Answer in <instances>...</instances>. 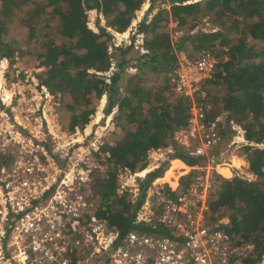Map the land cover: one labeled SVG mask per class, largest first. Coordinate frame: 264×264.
I'll return each instance as SVG.
<instances>
[{
    "label": "trees",
    "instance_id": "1",
    "mask_svg": "<svg viewBox=\"0 0 264 264\" xmlns=\"http://www.w3.org/2000/svg\"><path fill=\"white\" fill-rule=\"evenodd\" d=\"M145 1L0 0V57L10 55L3 36L14 22L24 30L27 48L14 43L22 55L40 47L36 54L41 68L36 74L38 85L71 100L64 107L73 118L71 128L89 120L103 95L104 116L116 107L113 119L118 139L106 141L93 151L96 160L106 166L92 173L87 194L96 215L121 235L131 229L149 231L134 222L135 216L147 190L162 177L172 159H180L187 166L202 167L206 162L205 157L186 155L173 138L175 132L186 127L194 99L211 103L207 118L223 114L227 121L240 124L250 143L236 154L245 157L255 179L235 174L225 178L211 171L213 186L208 189L207 221L217 223L238 245L253 244L250 255L240 264H259L264 252V0H147L148 7L136 23V32L130 35V44H108L112 34L100 24L101 18L113 31L124 32ZM155 8L157 11L148 21L147 15ZM205 18L215 27H197ZM170 22H175V30L181 32L175 41L168 27ZM55 33L61 38L59 43L51 38ZM137 33L143 34L145 53L134 48ZM248 37L260 44H250ZM206 51L212 52L218 62L214 76L200 83L205 97L198 92L192 98L174 92L170 76L180 56L192 60ZM110 59L115 70L106 77L103 73ZM130 68L135 71L129 72ZM8 94L1 71L0 95L5 99ZM168 147L172 149L165 159L139 178L135 197L125 190L119 192L118 169L143 170L150 152ZM216 151L217 147L212 154ZM176 163L180 165L172 163L171 174L166 171L163 177L165 181L173 175ZM194 173L182 175L176 191L164 184L163 195L174 197ZM162 205L159 201L157 213L162 211ZM224 217L225 223L221 221Z\"/></svg>",
    "mask_w": 264,
    "mask_h": 264
},
{
    "label": "built area",
    "instance_id": "2",
    "mask_svg": "<svg viewBox=\"0 0 264 264\" xmlns=\"http://www.w3.org/2000/svg\"><path fill=\"white\" fill-rule=\"evenodd\" d=\"M116 34L119 43L130 44L128 35ZM134 47L147 52L142 33L137 34ZM217 62L210 51L192 60L182 58L170 76L174 92L191 98L198 92L205 97L200 83L214 76ZM114 70L110 59L103 74L108 77ZM209 108L207 100L194 99L186 127L174 134L186 155L208 157L222 143L225 129L230 131V151L250 143L234 120L222 115L207 118ZM16 128L0 119V264H240L250 255L253 244L238 245L217 223L207 221L208 189L213 186L209 165L206 169L205 165L190 166L200 172L174 197L163 195L167 183L157 178L134 221L149 231L131 229L121 235L96 215L87 194L92 155L77 146L74 138L60 141L54 133L46 148L42 136L29 137ZM160 152H150L149 160H158ZM150 163L137 172L118 169L119 192L135 197L137 180L150 170ZM167 185L172 191L178 188ZM157 201L163 202L160 213ZM259 264H264V252Z\"/></svg>",
    "mask_w": 264,
    "mask_h": 264
},
{
    "label": "rangeland",
    "instance_id": "3",
    "mask_svg": "<svg viewBox=\"0 0 264 264\" xmlns=\"http://www.w3.org/2000/svg\"><path fill=\"white\" fill-rule=\"evenodd\" d=\"M145 3L148 4V1L146 0L145 2H143L140 8L135 11V23L143 17L146 11V8H144ZM166 8H168V5ZM156 11L157 9L155 8L147 15L148 21L152 18ZM93 18L94 17L92 16V19ZM133 22L134 21L132 20L130 26ZM100 24L106 27L107 30H109L112 34V39L109 40L108 44H110L111 42L119 44L118 41H120V36H118L116 32L113 31L109 26H106L104 19L101 18ZM134 27H132L133 30ZM168 27L172 35V39L175 41L179 37L181 32L180 30H175V22H170L168 24ZM197 27L209 29L214 28L215 25H212L211 22H209L208 19L205 18L200 24H198ZM197 27H195L194 29H197ZM51 38L56 43H59L61 39L60 37L56 36V33L55 35H52ZM3 39L8 43L7 46L9 50L7 52H9L10 55L8 58L4 57L3 55L0 57V70L3 72L4 82L7 90L9 91V94L5 99L0 95V114L3 115L0 118L1 121L12 123L14 128H16L15 126H18V128L16 129L19 130L23 135L27 136V134H29V137L35 134L42 136V138L46 140V148H48L47 146H49L50 144L49 135H54V133H56L60 137V141L65 140L64 138H74L78 141L76 143L77 146L80 144V147H82L90 155H92V161L94 164L92 173H94L95 171L103 170L106 165L96 160V157L93 155V151L98 150L101 145H104L106 143V141H108L109 143H113L114 141H116V139H118L117 130L115 128L113 119L114 115L116 114V107L113 108L112 112L109 115L104 116L102 110L105 105L106 98L103 95L97 102L96 106L93 107V113L89 116V120L83 124H75L74 128H71L73 118L69 111L64 110V107L67 104L71 103V100L68 99L67 96H63L60 93L52 94L48 92L43 86L38 85L39 80L36 74L41 71V68L39 65L40 60L36 57V54L40 52V47L36 46L35 48L28 49L26 50V54L22 55L21 51L18 47L15 46L14 43L21 44L24 49L27 48V46L25 45L26 43L24 38V30L20 27H16L14 22L9 24L7 31L3 36ZM125 40H127V38ZM247 42H249L250 44L254 43L256 45L260 44L259 40L252 39L251 37H248ZM32 49H34V52L30 51ZM182 57L185 56L182 54L180 58ZM207 102L210 106L209 109H211V103L208 100ZM220 115H222V118L225 119V115ZM39 131H41V134H39ZM229 135L230 132L228 131V129H225L222 133V143L219 145V148L217 147L216 154L211 153L210 155H208V157H205L207 159L204 163L205 169L208 165L210 167L214 165V162L211 161L212 155H217V158L221 157L222 160L230 164L231 161L229 159L231 155L236 154L238 150H241L240 148L242 146L238 149H235L233 152L228 149L227 143L229 140ZM227 137L228 140L225 142L224 138ZM31 139L34 141L33 138ZM175 144L179 149L183 148L181 144ZM82 148L80 149L82 150ZM171 149V147L161 149V156L156 161L150 158V169L152 165L158 166L159 163L165 159ZM238 156H241L244 159V164H242L240 169L234 168L232 170V176L235 174L248 180L255 179V176L247 169V161L245 157L243 155ZM224 161L221 162L223 163ZM172 163L175 164V161ZM228 166L229 165H227L226 167ZM168 169L166 171L168 175H170L172 167ZM184 171H187V173L191 171H195V173L200 172L199 170L190 169L183 170V172ZM178 174L179 172L175 174L176 178L172 177L170 180L176 182ZM194 174L189 179V181L192 180ZM210 178L213 179L211 176ZM158 181L161 182V179H158ZM172 181H168L165 183L169 184L172 188H176L179 184L178 181L176 184L173 182L174 185L172 184ZM221 221L225 223L227 222V218L224 217L221 219Z\"/></svg>",
    "mask_w": 264,
    "mask_h": 264
},
{
    "label": "crops",
    "instance_id": "4",
    "mask_svg": "<svg viewBox=\"0 0 264 264\" xmlns=\"http://www.w3.org/2000/svg\"><path fill=\"white\" fill-rule=\"evenodd\" d=\"M147 7H148V4H147ZM147 7H146V9H147ZM133 21H134V22L132 23V27L135 26L136 23H137V22L135 23V19H133ZM218 148H219V147H218ZM218 157H219V156H218ZM215 159H216L217 162H215ZM229 160L231 161V163H230V164L228 163L227 165H229V166L226 167L227 165L222 164L221 161H224V160H222L221 157H220V158H217V156L215 157L214 155H212V156H211V161L214 162V163H213L214 165L212 166V170L215 171L216 173H218L219 175L225 177V178H229V177H231V176H232V170H233L234 168L240 169L241 166H242V164H244V159H243L241 156H238V155H236V154H232ZM233 160H236V161L240 162L239 165H232ZM174 161L179 162V164H181V166L178 165V163H176L177 165H176L175 169L173 170V175H172L169 179H167V181H165V180L163 179V177H164L163 175H164L165 172H166V170H165V172L163 173L162 177H159V178H158V179H161V182H163V183H164V182H168V181L171 182L172 180H170V179H171L172 177H173V178H176V177H175V176H176L175 174L179 172V174H178V176H177V180H176V182L174 181V183L176 184L177 181H178V178H179L180 176H182V175H185V174L187 173V171H184V172H183V170H189V166H187L182 160L177 159V158L172 159V160L169 162V167H168V168L172 167V162H174ZM223 163H224V162H223ZM225 163H227V162L225 161ZM154 166H156V165H152L151 169L154 168ZM233 166H234V167H233ZM177 170H178V171H177ZM220 170H223V171H222L223 173H221ZM182 172H183V173H182ZM162 180H164V181H162ZM159 181H160V180H159ZM172 182H173V181H172Z\"/></svg>",
    "mask_w": 264,
    "mask_h": 264
},
{
    "label": "clouds",
    "instance_id": "5",
    "mask_svg": "<svg viewBox=\"0 0 264 264\" xmlns=\"http://www.w3.org/2000/svg\"><path fill=\"white\" fill-rule=\"evenodd\" d=\"M134 27V26H133ZM136 32V25H135V27H134V30H133V28H132V25L130 26V27H128L127 28V30L126 31H124V32H121V33H123L124 35H128V37H129V40H130V35H132L133 33H135ZM116 33H119V32H116ZM120 33V34H121ZM137 34H139V33H137ZM137 34H136V36H135V39H134V43H135V41H136V38H137ZM143 39H144V37H143ZM122 42H125L124 40H122L119 44H121ZM114 43V42H113ZM126 43V42H125ZM118 44V45H119ZM117 46V45H116ZM143 47H144V45H143ZM135 48V47H134ZM136 49V48H135ZM136 50H138V49H136ZM139 51V50H138ZM140 52V51H139ZM141 53V52H140ZM182 58H186V57H182ZM182 58H180V60L182 59ZM132 73V72H131ZM230 139V138H229ZM229 141V140H228ZM225 165H227V164H225ZM190 167V166H189ZM151 170V169H150ZM150 170H148V171H150ZM141 171V170H140ZM147 171V172H148ZM213 171V170H212ZM146 172V173H147ZM145 173V174H146Z\"/></svg>",
    "mask_w": 264,
    "mask_h": 264
}]
</instances>
